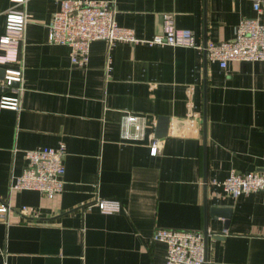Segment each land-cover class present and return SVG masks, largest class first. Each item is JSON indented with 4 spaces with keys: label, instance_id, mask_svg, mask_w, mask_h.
<instances>
[{
    "label": "crops",
    "instance_id": "0c3cea01",
    "mask_svg": "<svg viewBox=\"0 0 264 264\" xmlns=\"http://www.w3.org/2000/svg\"><path fill=\"white\" fill-rule=\"evenodd\" d=\"M101 1L141 39L161 31L163 13L201 46L231 39L244 17L264 24V7L256 12L253 0ZM59 2L0 0V35L9 9L28 15L20 106L0 108V203L13 210L0 219V264H160L166 247L151 241L156 230L205 227L206 264H264V195L234 198L211 184L231 171L264 170V62L220 69L197 48L96 40L79 68L68 46L47 41ZM8 67L0 66V82ZM124 112L144 118L143 141L120 140ZM60 144L62 193L11 190L25 151ZM96 198L122 210L88 208ZM24 206L39 220H26Z\"/></svg>",
    "mask_w": 264,
    "mask_h": 264
},
{
    "label": "built area",
    "instance_id": "2783aa9c",
    "mask_svg": "<svg viewBox=\"0 0 264 264\" xmlns=\"http://www.w3.org/2000/svg\"><path fill=\"white\" fill-rule=\"evenodd\" d=\"M25 2L26 0H12ZM264 0H253V9L261 12ZM115 10L108 1L60 0L59 8L48 25L47 41L66 45L70 49L72 65L84 68L89 61L90 43L103 40L108 46L116 43H146L147 45H168L191 47L204 50L211 63L226 69L230 62H264V24L257 17H244L234 28L229 40H209L205 46L198 45L190 29L177 28L173 13L162 14V29L147 39L138 38L128 27L120 26L115 20ZM28 15L23 10L9 9L6 12L4 31L0 35V66L5 75L0 89L11 91L12 96L0 97V108L18 110L20 106L23 70L19 61V47L24 43ZM11 66H15L12 68ZM145 121L141 116L124 112L119 122V137L123 142L137 143L144 139ZM150 155L157 156L161 142L154 139L149 146ZM65 146L38 148L24 152L26 167L22 174L13 178L11 190H29L53 199L63 192L65 169L63 159ZM225 193L237 198L242 195L261 193L264 195V171L238 174L231 171L222 182L212 180ZM95 207L101 214L113 215L122 210L119 201L96 198L88 208ZM13 211L10 205L0 203V219ZM26 220H39L37 211L26 206L19 209ZM152 242L166 247L164 261L160 264H205L204 237L201 231L158 229Z\"/></svg>",
    "mask_w": 264,
    "mask_h": 264
},
{
    "label": "water",
    "instance_id": "95a60500",
    "mask_svg": "<svg viewBox=\"0 0 264 264\" xmlns=\"http://www.w3.org/2000/svg\"><path fill=\"white\" fill-rule=\"evenodd\" d=\"M206 43H204V46H205ZM205 53V51H204ZM2 73H3V78H4V71L2 70ZM2 78V80H3ZM203 126H204V134H205V123H204V120H203ZM162 131H163V134H162ZM162 131L160 132L159 136L158 137H161L162 135H164V131H165V128L162 129ZM205 143V137H204V142L203 144ZM264 171V170H263ZM203 237H204V250H205V264H206V261H207V255H206V250H207V239H208V232H207V229L206 227L203 229Z\"/></svg>",
    "mask_w": 264,
    "mask_h": 264
}]
</instances>
